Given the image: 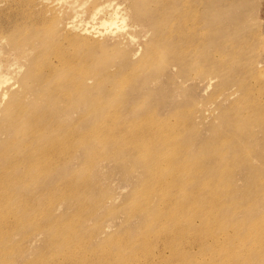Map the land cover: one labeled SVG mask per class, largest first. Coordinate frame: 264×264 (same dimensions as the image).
<instances>
[{
	"label": "rangeland",
	"instance_id": "rangeland-1",
	"mask_svg": "<svg viewBox=\"0 0 264 264\" xmlns=\"http://www.w3.org/2000/svg\"><path fill=\"white\" fill-rule=\"evenodd\" d=\"M198 1L197 13L186 16L198 24L175 15L163 27V35L196 45L197 55L182 59L180 49L156 46L161 71L153 80L139 65L153 28L132 0H0V126L13 122L0 129V196H14L0 208V264H74L79 257L95 264L94 256L264 264V175L260 186L236 175L219 189L227 188L221 207L204 204L219 183L215 169L199 178L200 187L192 181L208 165L223 175L232 170L222 155L234 152L240 129L261 135L264 152L262 126L246 124L264 106V0ZM98 2L118 8L111 28L101 22L107 6L92 12ZM102 39L121 40L133 61L117 82L111 76L123 57H105ZM17 198L43 204L18 212L16 223ZM63 233H73L72 241H59ZM175 248L181 257L171 262ZM54 254L60 257L49 259Z\"/></svg>",
	"mask_w": 264,
	"mask_h": 264
},
{
	"label": "bare ground",
	"instance_id": "bare-ground-1",
	"mask_svg": "<svg viewBox=\"0 0 264 264\" xmlns=\"http://www.w3.org/2000/svg\"><path fill=\"white\" fill-rule=\"evenodd\" d=\"M50 1V0H49ZM56 4H59L61 0H53ZM98 1V0H96ZM150 1H154L156 2V6H161L162 8L160 10H155L154 8H152L150 6V9L148 10L146 7L149 6ZM162 2H160V0H132L133 5L137 8H142V16H145L147 19V24L152 26L153 28V41L150 43L149 45V50L146 52V54L140 59V64L141 66H145V68L149 69V74L150 77L154 80L159 78V73L161 71V69H158L156 67V62L157 59L156 57L158 55H156V50L157 47H162L163 45H166L168 43L169 48H171V50L173 51H178V49H180V53H179V57L182 59H188L190 56H196L197 55V49H196V45H192V47H190L191 49H189L185 44L180 43V40L177 38V36L175 35V33H170L168 35H163V27H165L168 23L167 21V17L168 16H178V19H184V20H188L191 21V25L194 26V24H198V20H196L195 18H192V20L188 19L186 16L189 15V13L187 12H191V13H197L198 7L200 2L198 0H161ZM172 2H175V4H173ZM176 2H178V4H176ZM76 6V5H75ZM73 6V7H75ZM107 6L108 8L104 11L103 13V20L101 21L102 24L105 27H110V25L115 24L116 23V18L113 17H117L119 15L118 14V8H113L112 6V2H105L102 5V2H98L97 5L93 8V11L96 10H100L102 7ZM145 8L148 10L149 12V17H147L148 15H146ZM72 11H75L74 9H72ZM139 13L141 14V9L139 10ZM157 13L161 14V16H163V18L165 19V23H160L158 19H156V17H154V14L157 15ZM115 15V16H114ZM197 16V15H196ZM72 17V15H71ZM75 15L73 16V18L71 20H74ZM137 18L139 16H136ZM198 17V16H197ZM178 22H176L177 24ZM163 25V26H162ZM172 24H170L169 26H171ZM175 25V24H174ZM179 25V24H178ZM120 40V39H119ZM123 42H121V40L119 42L116 43H107L105 41V39H102L101 42L98 44L100 46H102L103 48H101V51L103 52V54L105 55V57H109V56H113V55H118L123 57L119 63L118 66H116L115 68V72L112 74L113 76H111L112 78L123 68V67H128L131 65V63H133V61L131 59H129L127 57V50L126 48H124V46L122 45ZM179 46L178 48L176 47ZM186 46V47H184ZM211 49H214V47L212 46ZM218 49H220V47H218ZM192 51V53H191ZM94 56V52L92 50H90L87 54L88 58H91ZM208 57H209V61L213 62V57L214 55L212 53H208ZM201 59V56H200ZM130 63V64H129ZM217 65H220L219 61H216ZM138 70V69H137ZM109 73V72H108ZM115 79V82H117L116 78L114 77L112 80ZM114 82V83H115ZM110 90H108L107 92H105V94L109 93ZM249 93V89L247 88V90L244 92V95H248ZM250 94V93H249ZM243 100L245 102H247L246 106L250 107L252 104H250V102H248L246 100L247 96H243L242 97ZM52 100H60L57 98V96H54V99ZM61 101V100H60ZM54 104H52L51 106H53L54 108H57L59 110H61L60 106H57L55 104V101L53 102ZM35 109V108H33ZM48 109H50L53 114L55 115V112L48 107ZM257 111H254V113L257 114H261V116H256L253 119H247V126H255L258 130V128H260V126H262L263 128V135H264V112L262 113L261 111H264V106H259V108H256ZM259 109V110H258ZM252 110V109H251ZM58 111V110H56ZM59 112H56V114ZM243 117V116H240ZM251 120V121H250ZM13 122H11L10 124H8V126H0V129L2 130H8L13 128ZM242 123H239L238 126H242ZM260 125V126H259ZM251 131V130H250ZM256 131V130H255ZM250 134V135H248ZM237 136H238V140H237V146L233 147L234 152L230 153V152H225L224 156L222 155L223 158H225V161H229V163H231L232 165V170L228 173H226L225 175L222 174L221 169L219 167H213V168H209V165L206 169H204L203 171L199 170L194 172V177L192 179V181L194 180V187H200V183H199V178L203 177V176H208L207 174L209 169H215V173H214V178L217 176H220L219 178V183H216L215 181L213 182V186H212V190L211 192H207L204 195V199L206 200L204 202V204H216L217 203H221L220 207L223 206L226 201V190L228 188L229 185H232V183L234 182L235 184V177L238 174H243V177L247 180H253L252 182L256 185V186H260L263 185L262 181H263V175H264V152L260 151V147H259V142L261 139H259V137H261V135H259L258 133L251 131V133L245 129H240L237 132ZM264 138V136L262 137V139ZM253 143H251V141ZM249 144L250 147H246V145ZM240 146H244V147H240ZM242 150H246L245 155L242 154ZM235 153H239L242 154L244 157L241 159H237L235 157ZM251 153H253L254 155L251 156V158H249L246 155H250ZM262 153L260 155V158H258L257 154ZM213 166V165H210ZM220 172V173H218ZM191 181V183H192ZM47 183V182H46ZM188 185V184H186ZM227 185L225 187V190L223 191V193H221L219 191V189L224 186ZM264 186V185H263ZM247 188V187H246ZM202 190V188H201ZM240 194V193H239ZM7 196V197H6ZM6 196H0V208H3L6 204V202L8 200H11L14 198V196L12 194L6 195ZM233 197H236V195L234 196L232 194ZM228 201L230 203V205L235 204V200H233L232 197H228ZM34 202V203H31ZM237 202V201H236ZM14 205L11 206L12 209V219L14 222H18L20 223L21 220L20 218H18L17 213L19 212L21 215L26 214L27 212H29L30 210H32L33 208L31 206H40L43 204V201L41 198H38L36 201L35 199L30 201L29 198H26L25 201H22L21 198H17L15 199ZM39 207V208H40ZM218 209H220L218 207ZM47 212V211H45ZM17 216V217H16ZM32 220H35L34 217H31ZM38 223V221L34 222L33 224L36 225ZM58 224V223H57ZM19 225V224H18ZM47 227H53V223L52 224H48ZM5 231V230H4ZM3 231V232H4ZM2 232V234H3ZM67 235V236H65ZM61 238L60 240H63L64 243H68L70 241H72L73 239V233H63L61 234ZM1 238V236H0ZM2 238H4L2 236ZM65 249L66 247H68L69 245H64ZM179 248V246H178ZM82 249V247H79V251ZM76 250V248H75ZM179 253V251L175 248L173 253H172V257L170 258L171 262H174V260H176L175 257H181L177 256ZM59 258L60 256L58 254H54V255H50L49 259H55V258ZM91 259H93L95 261V264H130V260L132 259H128L126 256H122L116 259L115 262L113 261H108L107 258H102L99 256H94L91 257ZM79 262H76L74 264H91L89 262H87V259H84L82 257H79L78 260Z\"/></svg>",
	"mask_w": 264,
	"mask_h": 264
}]
</instances>
